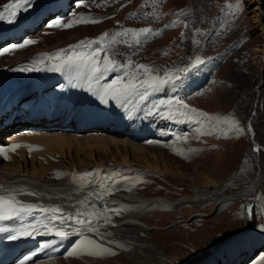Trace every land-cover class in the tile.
Returning <instances> with one entry per match:
<instances>
[{"label":"rangeland","instance_id":"374dc122","mask_svg":"<svg viewBox=\"0 0 264 264\" xmlns=\"http://www.w3.org/2000/svg\"><path fill=\"white\" fill-rule=\"evenodd\" d=\"M7 1L0 5V11H5L4 6L13 2ZM148 1L83 0L81 3L80 0H36L28 11L18 13L17 22L24 18L45 16L30 33L34 34L24 37L36 40L37 43L0 56V62L9 64L17 55L29 54L21 64L32 67L31 61L43 59L44 64L36 66L46 68L54 62L48 56L58 50L69 49V46L81 41H99L100 44L94 43L92 48L103 47L99 57L101 61L108 56L119 64H125L130 58L134 65L145 64L153 70V75L162 76L165 72L175 73L177 69L190 67L195 57L200 56L206 63L184 74L183 84L177 89L169 91L165 87L159 95L170 96L175 93L185 98L184 102L189 108L207 115L202 117L191 113V119L183 117L182 122L188 125V129L177 140L148 145L131 140L145 146L147 150L143 151L122 145L116 146L118 150L111 145L109 151H98L92 147L94 143L72 141L70 156L66 157L58 148L51 149L30 140L29 145L16 149L22 150L20 153L15 150L12 156L7 154V159L0 156L1 163L15 165L20 162L25 166L26 161H35L39 169H47V179L50 182L70 184L74 177L72 181L77 184L76 180L87 173L83 171L93 174L96 166L91 165L82 170L83 165L104 160L105 163L98 167L102 168L101 172L104 167L113 169L110 182L127 177L135 179L133 189L123 191L130 185L125 183L118 193L106 195L105 200L113 199L122 192H132L140 197L167 196L171 200L182 196L190 197L202 192V189L191 188L192 179L201 181L232 178L246 163L249 177L262 175L263 184L262 192L256 196L255 206H252L255 219L249 227L246 224L249 221L244 218L248 214V205L238 200H229L221 205L212 200L199 206L186 203L171 207H152L143 214L151 225L166 229L182 221L169 230L150 232L148 239L160 250L169 245L166 255L185 257L181 264H264V231H259L256 227L264 225V150L256 155L254 139L248 126V122H251L257 133L256 141L264 146V0H156L157 11L153 9L151 11L154 13L150 11V15L146 17L139 15L133 18ZM52 4L66 10L63 14L65 23L73 18V12L76 13V19L98 22L78 24L70 29L47 28L46 23L54 19L52 13H49ZM175 16L177 22L168 24ZM0 24L2 27L9 23ZM124 26L127 27L117 37L114 31ZM157 27L160 30H156ZM145 28L159 34H151L145 39V33L140 31ZM136 40L140 44H136ZM35 49L39 51L33 53ZM76 50L89 51L83 48ZM17 65L19 67L20 64ZM123 71H113L106 79L110 82ZM128 71L134 72V66ZM25 73L34 75L36 72ZM261 79L262 86L258 89ZM118 136L124 137L121 134ZM1 139L0 143L6 142ZM124 155H128L129 161L135 164H121ZM112 158L118 160L119 167ZM165 168L176 173L182 172L183 179L162 171ZM99 182L110 185L99 176L95 184L98 193L105 190ZM248 188L250 189L249 183H236L226 194L229 197L235 196L249 191ZM196 214L205 216L193 217ZM116 216L122 218L123 214ZM232 234L235 235L226 244L216 247L221 239ZM90 240L96 242L97 256L84 257L86 262L77 264H93L92 261L97 260H109L108 263L98 264H118L126 260V254L115 244H103V240L92 235ZM98 245L111 251L104 252ZM190 246L210 254L198 252ZM203 257L205 260L200 262L199 259ZM72 259L74 258L66 256L37 264H73Z\"/></svg>","mask_w":264,"mask_h":264},{"label":"bare ground","instance_id":"6f19581e","mask_svg":"<svg viewBox=\"0 0 264 264\" xmlns=\"http://www.w3.org/2000/svg\"><path fill=\"white\" fill-rule=\"evenodd\" d=\"M6 2L8 1L0 0V5ZM153 9H156L155 11L158 10L156 0H149L145 5V7L139 13L135 14L133 18L139 17V15L146 17L148 16L149 12ZM151 15L153 16L155 14H151ZM32 18L33 17L24 18L19 21V24L22 25L25 22L31 20ZM34 19L35 18H33V20ZM172 22L173 23L177 22V16H175L171 21H169L168 24ZM5 26L6 25L0 27V39L4 37L3 34H4ZM23 26L26 27V25ZM125 27L127 26L117 28L114 31L115 35H117V37H118V33H120L119 35H121L122 29ZM156 30H160V28L157 27ZM33 34L34 33L29 35H33ZM117 37L116 40L118 39ZM37 51H39V49H35L33 53ZM29 56H30L29 54L17 55L14 58V60H12L9 64H6L5 62H0V77H1L0 84H3V86L5 87L10 80H13L8 78V76H6L8 71H10V69L16 68L18 66L17 64H20L19 66L23 65L21 63L26 61ZM4 68L5 69L7 68L8 70L6 69L5 71H3ZM15 72L18 73L17 71ZM40 72H47L49 73V75L50 73H52V71H40ZM52 75L54 77L57 76V74L55 75L52 74ZM262 82L263 81L261 79L258 89L261 88ZM241 95L243 96V94ZM5 106L6 104H4L0 100V108H4ZM80 114H81L80 111L76 113V115H80ZM248 126H249V131L254 139V144H255L254 150L256 152V155H260V153L258 154V152L264 150V146L256 141L255 138L257 133H255V130L252 128L251 122H248ZM21 127L23 128L17 129L16 126H13V127L5 128L2 132H0V136L2 133H6L3 137H0L2 138L1 139L2 141L3 140L6 141L3 143L1 142L0 146L10 147L11 145L19 144L21 145V148H23L24 146L29 145L31 143L30 140H32L37 143L47 145L51 149L58 148L61 150V153L66 157L70 156L72 150V144H71L72 141L75 142L82 141L85 142L86 144L94 143L92 147L98 151L101 149L105 151H109L110 150L109 146L111 145L114 146L117 150L118 148L116 146L119 145H122L124 147L128 146L136 150H142V151L147 150L145 146L141 144H137L138 142L135 143L136 141L135 142H133L134 140L131 141L132 139L130 140L129 138L126 139L127 137L124 138L125 136L119 137L116 134H112L109 132L107 133L104 132L103 130L101 131L90 130L87 132H83L82 130H78L76 127H73L74 129L71 130L68 128L65 129L63 125L62 126L57 124L45 125L43 123L34 124V125H21ZM29 129H33V130H29ZM78 136H82V137L78 138ZM67 149H69L68 153H67ZM21 151L22 150L20 151L16 150L17 153L18 152L20 153ZM13 153L14 151H10L7 154H9V156L10 155L12 156ZM228 156L229 155H226V158ZM23 159L25 160V156H23ZM237 159H235V161ZM111 160L114 162L116 161L115 163L116 166L119 165V162L116 158H112ZM103 163H105V161L99 159L95 162V164L89 163L83 165V168L81 169L82 170L86 169L91 165H96L95 167H98ZM121 164L128 165L135 163L129 161L128 155H124V157L121 159ZM246 166L247 164L244 163V166L242 167L241 171L236 176L224 180L203 179L201 181H197L192 179V181H190L191 188L202 189L201 190L202 192H199L190 197L182 196L174 200H171L166 198L167 196L163 197L157 195L153 197H140L132 192H122L120 195L114 197L113 199L110 198L108 200L103 199L98 201L96 200L95 196H89V193H98L99 190L98 187H95V184L96 181L99 179V176L94 179V175L100 174L102 168L94 167V170L96 171L93 172V174L89 178L86 177V175H81L76 180L77 184L72 181L74 177L71 178L70 184H67L66 182L53 183L47 179L48 177L47 169H45L44 167L39 169L35 161H31V162L26 161L24 166V164H21L20 162H17V164L15 163V165H10L6 163L3 164L1 163L0 160V195H9L10 193H21L17 195V198L21 201H24L26 203L43 204L48 207L63 206V211L69 214L75 213L76 211L94 213L105 204L109 208L119 207L121 213L120 215L123 214L122 218H118L115 214L109 212L107 213V215L111 217L112 223L106 226L99 227V231L101 233L106 232L109 234L103 239V242L101 241V243L107 244V242L109 243V241H111L112 244H115L118 249H121L126 254V260L123 262H119L118 264H170V263L181 264L182 260L185 259V257H179L178 255H170V256L166 255L167 251H169L170 249L169 245L163 246L162 247L163 250H160L157 245H155L152 242H149L148 239L150 232H153L155 230H163V231L169 230L172 227L177 226L182 221H178L176 224H173L171 227H167L168 229H166L151 225L143 213H145L152 207H171V206H179L186 203L198 204L196 206H199V204H207L212 200H216L218 205H221L229 200H238L240 202H243L244 204H247L248 206L251 205L254 207L257 200L256 196L258 195V193L262 192L261 190V187L263 186L262 175L260 177L256 175L255 177L254 176L249 177L250 172H248ZM147 167L159 170V168L157 167H151L148 165ZM104 169H110V168L104 167ZM162 171L171 173L174 176L180 177L182 179L184 177V174L180 171L176 173L166 168ZM236 183H249L250 184V189L248 188L249 191L240 193L235 196H230V197L227 196L226 194L227 191L230 189V187L234 186ZM99 184L103 186V189L109 190L111 188V185L106 186L103 185L101 182H99ZM82 185H84V187ZM27 192H34V193H38L39 195L22 194ZM80 201H86V203L80 204L79 203ZM92 204L97 205V208L93 209L91 207ZM262 207H263L262 210H264V204ZM203 216L205 215L196 214L193 217H203ZM28 220H31V218H29ZM251 222L252 221L246 223L248 227L252 224ZM40 223H47V221L44 220L43 217H41V220L37 222V227H39ZM68 223L69 225H71L72 221L70 220ZM56 224L59 225V221H57ZM49 227H52V225H49ZM57 230L63 231L65 229H60L57 227L54 228L53 231L50 233L45 231L41 234L20 238L15 241L7 239V236L10 234L9 232L0 231V261H3L8 256H11L14 253V251L23 244H32L34 242H39V241H42L44 246L43 252L41 254V260L43 261L41 262L61 259L66 256H69L66 253L67 251L66 246L69 243H72L73 238H75V236L77 237V235L75 233H70L67 236V238H59L56 237L55 235V232ZM84 234L89 235V237L92 235L94 236V238L100 239L93 232H85ZM235 234L225 236L223 239H221L218 242V246L216 247L218 248L226 244ZM190 247L196 249L198 252L201 253L203 251L204 253H206V255L210 254L208 253V251L200 250L193 246ZM122 251H120L121 254ZM83 258L84 257L72 259L73 264H77L78 262L81 261L86 262V259L83 260ZM120 259L121 257L119 256V260ZM204 260L205 257L199 259L200 262ZM108 262L109 260L92 261L93 264L108 263ZM37 263L34 262L32 264H37Z\"/></svg>","mask_w":264,"mask_h":264},{"label":"snow or ice","instance_id":"6c2138e0","mask_svg":"<svg viewBox=\"0 0 264 264\" xmlns=\"http://www.w3.org/2000/svg\"><path fill=\"white\" fill-rule=\"evenodd\" d=\"M82 3L83 0H80ZM36 0H13L4 6L5 11H0V22H7L9 24L17 22L19 12H26L32 8ZM9 9L11 11H9ZM72 19L64 22V18L57 17L49 20L45 27L56 29H70L78 24L97 23L96 20H85L83 18L76 19V13H71ZM145 33V39L153 33L152 29H141ZM120 33H118L119 35ZM37 43L36 40L24 38L20 43L6 45L0 48V56L10 52H15L17 49H23L29 45ZM100 44L99 41H81L77 45L69 46V49H60L54 54L48 56V59L54 61L50 67L40 68L36 65L44 64L43 59L31 61L32 67L27 64L10 69L17 72H38V71H54V72H69L73 74L75 82L72 83L73 88L86 90L91 94L100 104L104 107L116 106L122 110L126 119H133L137 112H143L145 118L159 119L161 121L171 122L174 119L183 118L188 116L191 119V113H197L199 116H206V113L197 112L196 109H191L184 102L185 98L180 97L173 93L170 96L159 95L168 87L169 91L177 89L183 84V75L187 74L191 69L198 65H203L206 61L196 56L190 67L180 68L173 72H165L164 75H153V70L145 64H135L129 58L125 64H119L115 60L105 56L104 60H100V53L103 51L102 46L95 49L92 48L93 44ZM136 44H140L136 40ZM89 49V51H77L76 49ZM58 61V62H56ZM134 66L135 71L129 73L128 69ZM123 69L122 74L114 76L110 82L100 84L97 89L93 85V81L99 84L100 81L105 80L113 71ZM143 76L141 79L140 77ZM63 84L57 85L58 89H63ZM154 97V98H153ZM110 101L112 103H110ZM138 106V107H135ZM183 110V111H182ZM242 131V129L240 130ZM152 143L153 141H146ZM21 147L19 144L11 145L10 147L0 146V156L8 158L7 153L15 151ZM31 151V149H30ZM96 170H93L95 172ZM92 173H85L84 175H91ZM126 179V178H125ZM21 193H10L9 195H0V222L10 221L15 219L18 226L14 228H7L0 226V231H6L10 234L7 239L15 241L20 238L35 236L45 231L52 232L54 228L65 229L63 231L57 230L56 237L67 238L70 233H75L78 239L74 241V247H80L87 244H95L96 242L90 240L85 232L95 233L101 240H103L108 233H101L100 226H106L112 223L111 217L107 213L111 212L115 215H120L119 207L109 208L106 204L103 205L94 213L80 212L69 214L63 211V206L48 207L43 204L26 203L17 198ZM22 194L39 195L34 192H27ZM110 194L107 189L102 193H89V196H95L96 200H103L106 195ZM80 204H85L86 201H80ZM93 209L97 205L92 204ZM31 220H28V218ZM43 217L47 223H40L37 227V222ZM248 221L255 219L253 207L248 206V214L244 217ZM72 224L69 225V221ZM59 221V225L56 222ZM52 225V227H49ZM67 226V228H66ZM259 231H264V225H256ZM111 243V241H109ZM104 252H110V249L104 248L103 245H98ZM85 254V253H82ZM68 255L71 256L72 252L69 251ZM31 259V255L27 259L22 258L20 264H27Z\"/></svg>","mask_w":264,"mask_h":264}]
</instances>
